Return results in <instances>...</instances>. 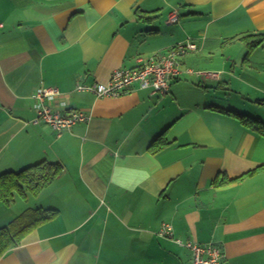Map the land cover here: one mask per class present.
<instances>
[{
	"label": "crops",
	"instance_id": "obj_1",
	"mask_svg": "<svg viewBox=\"0 0 264 264\" xmlns=\"http://www.w3.org/2000/svg\"><path fill=\"white\" fill-rule=\"evenodd\" d=\"M251 35H264V0H0V177L61 167L37 196L0 200V229L57 212L0 264H193L177 240L264 264V135L240 116L264 119L232 100L264 107V42L249 52ZM187 42L198 50L168 94L77 90ZM42 87L89 121L61 134L35 123Z\"/></svg>",
	"mask_w": 264,
	"mask_h": 264
},
{
	"label": "built area",
	"instance_id": "obj_2",
	"mask_svg": "<svg viewBox=\"0 0 264 264\" xmlns=\"http://www.w3.org/2000/svg\"><path fill=\"white\" fill-rule=\"evenodd\" d=\"M180 15L177 11L168 17V23L179 22ZM198 50L194 42L178 44L166 53L157 55L144 61L138 67L130 70H117L107 83L94 85H78V91L91 92L98 98H118L131 91L134 85L142 90L150 89L160 94H168L173 81L181 75L180 59L191 52ZM202 74V73H198ZM212 76V74H208ZM217 77V75H213ZM60 92L51 88H40L34 95L37 117L35 123L44 124L57 133L71 130L79 123H86L90 117L83 111L59 112L52 108L51 103L59 98ZM159 235L173 238V229L165 225ZM177 242L191 251L193 264H222L224 253L222 248L214 244L199 245L196 242Z\"/></svg>",
	"mask_w": 264,
	"mask_h": 264
},
{
	"label": "trees",
	"instance_id": "obj_3",
	"mask_svg": "<svg viewBox=\"0 0 264 264\" xmlns=\"http://www.w3.org/2000/svg\"><path fill=\"white\" fill-rule=\"evenodd\" d=\"M251 52L264 42V35L242 37ZM248 127L264 135V123L259 119L240 116ZM59 164L41 162L18 173H8L0 177V200L6 204L14 201L15 194L25 196L30 192L37 196L44 188L51 185L60 175ZM56 211L28 209L16 218L8 227L0 229V260L21 244L23 239L34 229L56 216Z\"/></svg>",
	"mask_w": 264,
	"mask_h": 264
},
{
	"label": "rangeland",
	"instance_id": "obj_4",
	"mask_svg": "<svg viewBox=\"0 0 264 264\" xmlns=\"http://www.w3.org/2000/svg\"><path fill=\"white\" fill-rule=\"evenodd\" d=\"M160 55H162V54H160ZM230 97H231V94L229 95V98ZM232 100L233 101H237L238 105L241 106L242 110L250 112L253 117H255V118H263L264 119V107L263 106H261V107L260 106H256V104H254L255 106L254 105L251 106V105L247 104V102H244L242 99L237 98V97L233 98Z\"/></svg>",
	"mask_w": 264,
	"mask_h": 264
}]
</instances>
